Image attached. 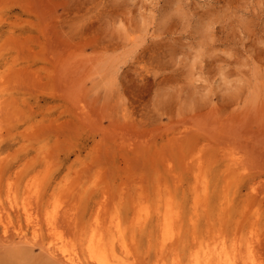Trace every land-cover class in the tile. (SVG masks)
<instances>
[{
	"label": "rangeland",
	"instance_id": "1",
	"mask_svg": "<svg viewBox=\"0 0 264 264\" xmlns=\"http://www.w3.org/2000/svg\"><path fill=\"white\" fill-rule=\"evenodd\" d=\"M0 161V264H62L50 237L78 246L119 216L127 264H174L135 215L159 170L200 236L264 244V0H0ZM193 178H209L208 219Z\"/></svg>",
	"mask_w": 264,
	"mask_h": 264
},
{
	"label": "bare ground",
	"instance_id": "2",
	"mask_svg": "<svg viewBox=\"0 0 264 264\" xmlns=\"http://www.w3.org/2000/svg\"><path fill=\"white\" fill-rule=\"evenodd\" d=\"M175 1V0H174ZM170 4V3H169ZM175 5V4H174ZM210 15V14H209ZM215 16H217V15H215ZM212 18V17H211ZM203 25H205V24H203ZM206 26H210L209 24L208 25H206ZM201 30V29H200ZM205 30V29H204ZM52 45V44H51ZM50 45V46H51ZM50 48V47H49ZM5 57V56H4ZM59 83H60V81H59ZM62 83V82H61ZM161 96V95H160ZM169 97V96H168ZM162 98V97H161ZM160 101V100H159ZM161 104V103H160ZM163 104V103H162ZM161 104V105H162ZM153 106H154V104H153ZM169 106V105H168ZM167 106V107H168ZM145 107V106H144ZM143 107V108H144ZM149 107V106H148ZM147 107V108H148ZM178 107V106H177ZM163 108V107H162ZM171 108V107H170ZM169 108V109H170ZM167 109V108H166ZM169 109H168V111H169ZM174 111V110H173ZM175 111H176V109H175ZM164 112H165V109H164ZM176 114V113H175ZM165 116V115H164ZM160 117V116H159ZM69 153V152H68ZM65 159V158H64ZM198 160H200V159H198ZM67 161V160H66ZM192 161V160H191ZM190 161V162H191ZM1 162V161H0ZM193 162V161H192ZM191 162V163H192ZM200 163H201V160L199 161ZM205 162H207V161H204V162H202L201 164L203 165V163H205ZM12 163V162H11ZM199 163V164H200ZM207 163H210V162H207ZM197 164V163H196ZM213 164V163H212ZM230 164V163H229ZM232 164V163H231ZM9 165H10V163H9ZM189 165V164H188ZM205 166L207 165V164H204ZM226 165V164H225ZM224 165V166H225ZM190 166H191V164H190ZM192 166H194V164H192ZM198 166V165H197ZM212 166V165H211ZM1 167H3V166H1ZM8 167V166H7ZM15 167V166H14ZM71 167V166H70ZM69 167V168H70ZM194 167H196V166H194ZM210 167V166H209ZM228 167V166H227ZM233 167V166H232ZM204 168V167H203ZM224 168V167H223ZM1 169V168H0ZM11 169V168H10ZM13 169V168H12ZM170 169V168H169ZM195 169V168H194ZM193 169V170H194ZM222 169V168H221ZM226 169V168H225ZM228 169H229V167H228ZM227 169V170H228ZM235 169V168H234ZM199 170V169H198ZM202 170V169H201ZM226 170V171H227ZM231 170V169H230ZM229 170V171H230ZM2 171V170H1ZM0 171V173H2ZM4 171V170H3ZM7 171V170H6ZM156 171H158V170H156ZM209 171V170H208ZM235 171V170H234ZM9 172H10V170H9ZM15 172V170L13 171V173ZM197 172V171H196ZM221 172V171H220ZM222 172H223V170H222ZM16 173V172H15ZM18 173V172H17ZM16 173V174H17ZM192 173H193V171H192ZM223 173H226V172H223ZM232 173H234L233 171H232ZM4 174V173H3ZM21 174V173H20ZM209 174V173H208ZM235 174V173H234ZM15 175V174H14ZM14 175H12V177L14 176ZM168 175H169V171L167 170V171H162V172H160V170H159V172H158V174L156 175V180H157V184L158 185H156L158 188V193H159V195L158 196H156L153 200H152V202L150 203L149 202V196H146L145 194H144V196L141 198L142 200H141V204H144V205H146V204H148L147 206H145V207H143V208H141V207H139V209L137 208L136 210H140V212H143L144 214H141V213H138V214H135V215H142V216H145V218L146 219H144L143 220V222H141L142 223V226L144 227V226H146V225H148V223H149V219H148V217L150 216V215H152V217L156 220V225H154V224H152L151 225V229L150 230H152V226H154V228L153 229H155L156 227H160V226H162V232H163V238L159 241V242H161L162 244H163V240L165 239V240H171V244H170V248H171V250H172V253H174V254H172V255H174V258H173V261H172V263H174V264H256V262H255V259L258 257V255L262 252V251H264V244H259V245H257L256 243L255 244H252L250 247H248V249L246 248V249H244V248H242L241 247V243L240 242H238V241H235V237L229 232L230 230H227V229H224V230H226V231H224V233L223 232H221V233H217V234H210L211 236H200L199 235V233L198 232H200L198 229H199V227L201 226V224L199 223L200 222V220H196V218L194 219V218H191L190 220H189V223H188V225L186 224V223H184V217L186 216V213H184L183 212V209H184V203L182 204V202H179V200H178V198L176 197V193L172 190L173 188L170 186L171 184L172 185H175V188L177 187L176 185H179V181L180 180H178L176 177H174L173 179L171 178L170 179V181H171V184H170V182H169V180L167 179L168 178ZM1 176H2V174H1ZM7 176V175H6ZM5 176V177H6ZM200 176V175H199ZM223 176V175H222ZM232 176V175H231ZM9 177H11V176H9ZM37 177V176H36ZM35 177V178H36ZM171 177V176H170ZM14 178V177H13ZM16 178H17V176H16ZM27 178V177H26ZM30 178V177H29ZM154 178V177H153ZM200 178V177H199ZM199 178H193L194 180L190 183V187L193 189V190H197L198 188H199V186H201L202 188H203V195L206 197V198H203V200H204V202H203V206L205 207V210H206V214L205 215H203V217H205V218H210L208 215H211L212 216V212H209L207 209H208V206H209V194H210V192H211V186H210V183H209V178H205V179H203V182H202V180L201 179H199ZM213 178V180H214V177H212ZM211 178V179H212ZM219 178V177H218ZM224 178V177H223ZM22 179H23V176H22ZM220 179V178H219ZM229 179V178H228ZM227 179V180H228ZM19 180V179H18ZM24 180V179H23ZM34 179H32V181H33ZM226 180V181H227ZM231 181H232V179H230ZM230 180H228V181H230ZM0 181H1V179H0ZM15 181V180H14ZM17 181V180H16ZM218 181V180H217ZM9 182V181H8ZM7 182V183H8ZM25 182V181H24ZM27 182V181H26ZM34 182H35V180H34ZM33 182V183H34ZM42 182V181H41ZM143 182V181H142ZM153 182V181H152ZM213 182V181H212ZM221 182V181H220ZM223 182H224V179H223ZM222 182V184H224ZM3 183V182H2ZM5 183V182H4ZM20 183H21V181H20ZM38 183V182H37ZM43 183V182H42ZM202 183H204V184H202ZM217 183V182H216ZM231 183V182H230ZM14 184H15V187H16V183L14 182ZM35 184V183H34ZM150 184V183H149ZM222 184H221V186H222ZM227 184H228V182H227ZM234 184V183H233ZM9 186H11L10 185V183L8 184ZM167 185V186H166ZM213 185V184H212ZM7 186V185H6ZM9 186H7V189H8V187ZM35 186V185H34ZM38 186V184L36 185V187ZM227 186V185H226ZM4 187V186H3ZM21 187V186H20ZM36 187H35V189L34 190H37V191H39V189H40V187H39V189H36ZM51 187H52V185H51ZM153 187V186H152ZM187 187V186H186ZM216 187V186H215ZM219 187V186H218ZM228 187L230 188V186L228 185ZM2 188V187H1ZM17 189H18V187H16ZM15 188V189H16ZM41 188H42V186H41ZM75 188H77V187H75ZM172 188V189H171ZM220 188V187H219ZM235 188V187H234ZM21 189V188H20ZM19 189V190H20ZM200 189V188H199ZM3 190H4V188H3ZM10 190V189H9ZM9 190H8V192H9ZM31 190H32V188H31ZM77 190V189H76ZM188 190V189H187ZM227 190H228V188H227ZM233 190V189H232ZM53 191V190H52ZM79 191V190H78ZM217 191V190H216ZM33 192H36V191H33ZM40 192V191H39ZM39 192H37V198H39L40 196H38L39 194ZM73 192V191H72ZM74 192H76V191H74ZM126 192V191H125ZM215 192V191H214ZM225 192V191H224ZM231 192V191H230ZM51 193V192H50ZM53 193V192H52ZM76 193H79V192H76ZM75 193V194H76ZM199 193H200V191H199ZM234 192L232 191V194H233ZM9 194V193H8ZM43 194V193H42ZM74 194V195H75ZM80 194H81V192H80ZM79 194V195H80ZM147 194V193H146ZM219 194V193H218ZM231 194V193H230ZM33 194H31V196H32ZM219 195H221L222 196V193L220 192V194ZM225 195V194H224ZM2 196V195H1ZM23 196V195H22ZM34 196V195H33ZM32 196V197H33ZM71 196V195H70ZM76 196H78V195H76ZM142 196V195H141ZM211 196H212V194H211ZM215 196V195H214ZM231 197H232V195H230ZM8 197V196H7ZM42 197V196H41ZM140 197V196H139ZM151 197V196H150ZM189 197V196H188ZM218 197H220V196H218ZM1 198V197H0ZM4 198V197H3ZM24 198V197H23ZM35 198V197H34ZM33 198V199H34ZM43 198V197H42ZM138 198V197H137ZM230 198V197H229ZM5 199V198H4ZM7 199H9V197L7 198ZM32 198H30V200H31ZM75 199H77V198H75ZM129 199V198H128ZM190 199H192V198H190ZM202 199V198H201ZM232 199V198H231ZM237 199V198H236ZM1 200V199H0ZM23 200V199H22ZM69 200H70V197H69ZM68 200V201H69ZM80 200V199H79ZM107 200V199H106ZM195 201H197L196 199H194ZM211 200H212V198H211ZM214 200V199H213ZM219 200V199H218ZM223 200H224V198H223ZM7 201V200H6ZM15 201V200H14ZM19 201V200H18ZM140 201V200H139ZM139 201L137 202V199H133V200H130L129 201V204H128V207H131V208H133L134 206H138L139 205ZM189 201V200H188ZM202 201V200H201ZM225 201H226V198H225ZM8 202V201H7ZM34 202V201H33ZM32 202V203H33ZM42 202V201H41ZM212 202V201H211ZM12 203V202H11ZM31 203V202H30ZM40 203V202H39ZM214 203V202H213ZM216 203H217V201H216ZM222 203V202H221ZM232 202H230V204H231ZM14 205H15V203H13ZM19 204H22V203H19ZM35 204H36V201H35ZM44 204H46L45 202H44ZM140 204V205H141ZM0 205H1V202H0ZM49 205H50V203H49ZM139 205V206H140ZM195 205V204H194ZM220 205V204H219ZM226 205V204H225ZM225 205H223V207L222 208H224V206ZM232 205V204H231ZM12 206V205H11ZM20 206V205H19ZM32 206V205H31ZM43 206H45V205H43ZM42 206V207H43ZM197 206H199V205H197ZM216 206V205H215ZM233 206V205H232ZM2 207H4V205H1V207L0 208H2ZM49 207V206H48ZM192 207V206H191ZM195 207H196V205H195ZM203 207V208H204ZM226 207H228V206H226ZM14 208V207H13ZM30 208V207H29ZM28 208V209H29ZM148 208H149V211H148ZM193 208V207H192ZM198 208V207H197ZM212 208H214V211H215V208L216 207H212ZM219 208V207H218ZM231 208V207H230ZM237 208V207H236ZM241 208H242V206H241ZM15 209V208H14ZM19 209V208H18ZM27 209V208H26ZM32 209V208H31ZM31 209H29L30 211H32ZM129 209V208H128ZM221 209V208H220ZM220 209H217V210H219L220 211ZM250 209V208H249ZM3 210V209H2ZM6 210V209H5ZM11 210H12V208H11ZM48 210V209H47ZM54 210V209H53ZM199 210V209H198ZM224 210V209H223ZM58 211H60L61 212V210H58ZM197 211V210H196ZM225 211V210H224ZM6 211H4V213H5ZM14 212V211H13ZM16 212H18V211H16ZM33 212V211H32ZM31 212V213H32ZM114 212V211H113ZM204 212V211H203ZM245 212V210H242L241 211V213L240 214H242V213H244ZM250 212V211H249ZM1 210H0V218L2 219V215H1ZM136 213V212H135ZM149 213H150V215H149ZM213 213H215V212H213ZM221 213V212H220ZM233 213H234V210H233ZM6 214H8L9 215V212L8 213H6ZM6 214H4V215H6ZM16 214V213H15ZM23 214V213H22ZM32 214H34V213H32ZM32 214H30L31 216H34V215H32ZM70 214V213H69ZM192 214H193V212H192ZM224 214V213H223ZM232 214V213H231ZM11 215V214H10ZM129 215V214H128ZM191 215V214H190ZM230 215V214H229ZM228 215V216H229ZM239 215V214H238ZM26 216V215H25ZM83 216V215H82ZM117 216H119V214L117 215ZM127 216V215H126ZM197 216H199V215H197ZM215 216V215H214ZM235 216V215H234ZM248 216V215H247ZM246 216V217H247ZM18 217V216H17ZM108 217V216H107ZM138 217V216H137ZM200 217V216H199ZM241 217H242V215H241ZM240 217V218H241ZM245 217V218H246ZM6 218H9V217H6ZM23 218V217H22ZM30 218V216L28 217V219ZM35 218V217H34ZM61 218V217H60ZM138 218H140V217H138ZM143 218V217H142ZM216 218H217V216H216ZM231 219L232 218H234V217H230ZM258 218H260V217H258ZM258 218L256 219L257 221H258ZM33 219V218H32ZM36 219V218H35ZM71 219H73V216H72V218ZM106 219V218H105ZM141 219V218H140ZM202 219H204V218H202ZM201 219V220H202ZM220 219V218H219ZM223 219H224V217H223ZM225 219H227L226 217H225ZM247 219V218H246ZM263 219V218H262ZM113 220V219H112ZM115 220V219H114ZM122 220H123V218H120V216L119 217H117L116 218V220L114 221V223L112 222H110V224L108 223H105L104 224V222H101V224L99 225V224H97L99 227H98V232H95V229H93L91 232H90V234L87 236V238L83 241L82 239L81 240H79V244H78V246H76V245H73V244H75V243H72L71 242V245H69L68 244V242H70L69 240H68V242H66L67 241V238H66V241L64 240V239H62V237L59 235V236H57L56 238H51L50 237V241H48V247H47V250L45 249V251H48L49 253H47V254H50L49 256H52V257H54V258H56L57 259V261H59V262H61L62 264H127L126 263V260H127V257H128V253H132L134 256H135V251L134 250H130V249H128V248H126V249H124L125 251H123V249L121 250V248L119 247L118 248V245H117V243L121 240V239H119V241L117 242V239L118 238H121V236L122 235H124V233H125V231H123V228H122ZM126 220H127V218H126ZM210 220H213V222H214V219H210ZM2 221V220H1ZM6 221L9 223L10 221L9 220H7L6 219ZM21 221V220H20ZM25 221V220H24ZM78 221V220H77ZM141 221H142V219H141ZM216 221V220H215ZM228 221V220H227ZM233 221V220H232ZM235 221V220H234ZM236 221H239V220H236ZM248 221V220H247ZM247 221H246V224H247ZM250 221L251 220H249V222L248 223H250ZM3 222V221H2ZM106 222V221H105ZM203 222V221H202ZM224 222V221H223ZM30 223H32V222H30ZM36 223V221L34 222V220H33V225ZM140 223V224H141ZM210 223V222H209ZM216 223V222H215ZM225 223V222H224ZM223 223V224H224ZM232 223V222H231ZM236 223V222H235ZM243 223V222H242ZM255 223V222H254ZM257 223V222H256ZM3 224V223H2ZM4 224H6L5 222H4ZM3 224V225H4ZM17 224V223H16ZM20 224V223H19ZM27 224V223H26ZM78 224V223H77ZM125 224V223H124ZM126 224H129V223H127L126 222ZM208 224V223H207ZM217 224H218V222H217ZM223 224H221V231H222V227H224L223 226ZM229 224H230V222H229ZM234 224V223H233ZM246 224H245V226H246ZM9 225V224H8ZM28 225V224H27ZM32 225V224H31ZM84 225V224H83ZM130 225V224H129ZM216 225V224H215ZM225 225V224H224ZM240 225H241V223H240ZM240 225H239V228H240ZM250 225V224H249ZM254 225V224H253ZM6 226V225H5ZM5 226H4V229H5ZM30 226V225H29ZM39 226V225H38ZM45 226V225H44ZM74 226V225H73ZM75 226H76V224H75ZM79 226V225H78ZM78 226H76V227H74L75 229H77L78 228ZM89 226L90 227H92L93 226V223H89ZM89 226H87V228H89ZM124 226V225H123ZM156 226V227H155ZM210 226H211V224H210ZM220 226V225H219ZM226 226V225H225ZM255 226V225H254ZM258 226V225H257ZM256 226V227H257ZM31 227H33V226H31ZM40 227H41V225H40ZM86 227V226H85ZM94 227V226H93ZM140 227V226H139ZM207 227V226H206ZM212 227H213V225H212ZM244 227V226H243ZM60 228V227H59ZM69 228V227H68ZM72 228V227H71ZM148 228H149V226H148ZM231 228V227H230ZM248 228V227H247ZM25 229V228H24ZM23 229V230H24ZM37 229V228H36ZM35 229V230H36ZM138 229V228H137ZM203 229V228H202ZM214 229H215V227H214ZM250 229H253V228H250ZM8 230V228L7 229H5V231L6 232H8L7 231ZM19 230H20V228H19ZM233 230H235V229H233ZM245 230V229H244ZM72 231V230H71ZM88 231V230H87ZM122 231L124 232V233H122ZM138 231V230H137ZM147 231H148V229H147ZM156 231H158V228H157V230ZM210 231V230H209ZM242 231V230H241ZM260 231V230H259ZM258 230H257V232H259ZM23 232V231H22ZM118 233L119 234V236L120 237H118L117 236V234L116 233ZM161 232V233H162ZM202 232V231H201ZM211 232H213V231H210V233ZM232 232V231H231ZM246 232V231H245ZM18 233V232H17ZM81 233H82V230H81ZM115 233V234H114ZM207 233V232H206ZM233 233V232H232ZM4 234V233H3ZM9 234V233H8ZM8 234H7V236H8ZM21 234V233H20ZM20 234H19V236H20ZM36 234H38L37 232H36ZM71 234H73V232H71ZM160 234V233H159ZM246 234V233H245ZM148 235V234H147ZM161 235V234H160ZM203 235V234H202ZM243 235V234H242ZM74 236V235H73ZM127 236H128V232H127ZM138 236V235H137ZM136 236V237H137ZM151 236H152V234H151ZM150 236V237H151ZM240 236H241V234H240ZM244 236V235H243ZM242 236V237H243ZM23 237H24V235H23ZM47 237V236H46ZM49 237V236H48ZM83 237H84V234H83ZM4 238V237H3ZM25 238V237H24ZM34 238V237H33ZM63 238H64V236H63ZM127 238H129V237H127ZM153 238V237H152ZM23 239V238H22ZM241 239V238H240ZM4 240H6L5 238H4ZM7 240H9V238H7ZM6 240V241H7ZM24 240H27V239H24ZM35 240H37L36 239V237H35ZM76 240V239H75ZM129 240V239H128ZM135 240H136V238H135ZM135 240H133V241H135ZM144 240H146V238L144 239ZM153 240V239H152ZM164 240V241H165ZM191 241V244H189L190 245V250H189V254H188V257H187V261H186V263H185V261L183 260V255L180 253V251H182L184 248H186V247H188V241ZM246 240L247 241H249L247 238H246ZM2 241V239H0V242ZM148 241V240H147ZM241 241V240H240ZM5 242V241H4ZM123 241L121 240V242H119V243H121V245L123 244L122 243ZM10 243H12V242H10ZM44 243V242H43ZM132 243V242H131ZM28 244V243H27ZM124 244H125V242H124ZM127 244H130V242L129 243H127ZM141 244H143V242L141 243ZM140 244V245H141ZM153 244V243H152ZM151 244V245H152ZM243 244V243H242ZM33 245V244H32ZM139 245V246H140ZM160 245V244H159ZM245 245V243L243 244V246ZM3 246V245H2ZM35 246V245H34ZM163 246V245H162ZM162 246H160V247H162ZM123 247H125V246H123ZM122 247V248H123ZM135 247H136V244H135ZM141 247V246H140ZM157 247V246H156ZM246 247V246H245ZM142 248V247H141ZM182 249V250H179V249ZM164 249V248H163ZM153 250V249H152ZM161 250V249H160ZM164 251V250H163ZM160 254V253H159ZM138 255V254H137ZM139 257V256H138ZM167 258V257H166ZM169 258V257H168ZM167 258V259H168ZM129 259V258H128ZM172 259V258H171ZM169 261H170V259H169ZM168 261V263H170ZM254 261V262H253ZM167 264V263H166Z\"/></svg>",
	"mask_w": 264,
	"mask_h": 264
}]
</instances>
